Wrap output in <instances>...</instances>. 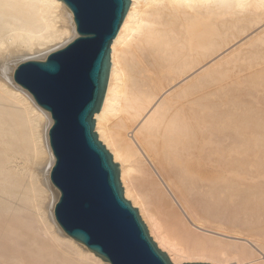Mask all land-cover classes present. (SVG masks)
I'll return each mask as SVG.
<instances>
[{"label": "bare ground", "instance_id": "1", "mask_svg": "<svg viewBox=\"0 0 264 264\" xmlns=\"http://www.w3.org/2000/svg\"><path fill=\"white\" fill-rule=\"evenodd\" d=\"M78 35L63 0H0V264H111L57 222L53 118L14 78ZM95 121L174 263L264 264V0H131Z\"/></svg>", "mask_w": 264, "mask_h": 264}, {"label": "water", "instance_id": "2", "mask_svg": "<svg viewBox=\"0 0 264 264\" xmlns=\"http://www.w3.org/2000/svg\"><path fill=\"white\" fill-rule=\"evenodd\" d=\"M78 36L45 59L15 64L14 78L51 113L50 178L59 189L55 217L63 230L111 264L174 263L151 236L139 209L125 197L119 163L99 139L95 113L103 104L111 45L131 0H63Z\"/></svg>", "mask_w": 264, "mask_h": 264}, {"label": "rangeland", "instance_id": "3", "mask_svg": "<svg viewBox=\"0 0 264 264\" xmlns=\"http://www.w3.org/2000/svg\"><path fill=\"white\" fill-rule=\"evenodd\" d=\"M35 59V58H34ZM36 59H40V58H36ZM44 59V58H43ZM29 60V59H28ZM95 130H96V132H97V129H96V127H95ZM98 133V132H97ZM98 136H99V133H98ZM99 139H100V137H99ZM104 144H105V142L102 140V139H100ZM106 145V144H105ZM107 146V145H106ZM108 148V147H107ZM109 149V148H108ZM110 150V149H109ZM111 151V150H110ZM112 153V152H111ZM113 154V153H112ZM117 162V161H116ZM119 163V162H118ZM126 197V196H125ZM126 198H128V197H126ZM131 202H133L130 198H128ZM133 205H134V203H132ZM135 207H137L138 209H139V212H140V207L139 206H137V205H134ZM203 221V223L205 224V225H210V223L209 222H207V221H205V220H202ZM247 233V232H246ZM261 238H262V241L264 242V236L262 237L261 236ZM183 262H188V261H183Z\"/></svg>", "mask_w": 264, "mask_h": 264}]
</instances>
